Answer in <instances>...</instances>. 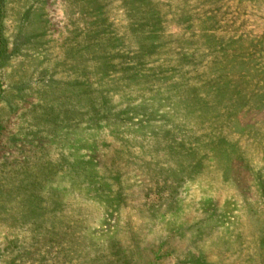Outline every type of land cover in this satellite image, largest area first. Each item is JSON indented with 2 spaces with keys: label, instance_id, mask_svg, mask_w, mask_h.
Here are the masks:
<instances>
[{
  "label": "rangeland",
  "instance_id": "1",
  "mask_svg": "<svg viewBox=\"0 0 264 264\" xmlns=\"http://www.w3.org/2000/svg\"><path fill=\"white\" fill-rule=\"evenodd\" d=\"M0 264H264V0H0Z\"/></svg>",
  "mask_w": 264,
  "mask_h": 264
}]
</instances>
